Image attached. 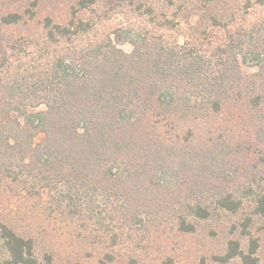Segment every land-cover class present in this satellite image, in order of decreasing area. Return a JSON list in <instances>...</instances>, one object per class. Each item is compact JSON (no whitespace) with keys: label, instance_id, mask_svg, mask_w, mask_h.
Returning a JSON list of instances; mask_svg holds the SVG:
<instances>
[{"label":"trees","instance_id":"1","mask_svg":"<svg viewBox=\"0 0 264 264\" xmlns=\"http://www.w3.org/2000/svg\"><path fill=\"white\" fill-rule=\"evenodd\" d=\"M77 15L66 24L46 20L48 43L67 45L46 72L0 88V163L12 169L13 182L29 184L30 193L82 226H104L111 247L135 248L137 231L168 206L166 191L181 190L189 178L193 187L176 202L179 230L193 231L188 218L207 220L215 208L237 212L242 198L211 181L223 177L226 154L236 147L195 136L200 124L211 132L210 118L228 107H247L257 115L255 139L264 143V17L235 30L212 17L210 26L223 25L227 34L209 50L192 26L191 37L181 34L184 43L120 30L115 36L132 45L128 53L111 34L99 37V23ZM21 19L9 14L3 22ZM161 27L173 31L177 24L166 20ZM243 65L258 70L245 74ZM255 182L257 190L245 186L242 193L264 218V180ZM0 239L8 253L0 264H40L32 238L0 222ZM255 253L231 241L223 259L256 264Z\"/></svg>","mask_w":264,"mask_h":264},{"label":"rangeland","instance_id":"2","mask_svg":"<svg viewBox=\"0 0 264 264\" xmlns=\"http://www.w3.org/2000/svg\"><path fill=\"white\" fill-rule=\"evenodd\" d=\"M73 11L80 19L99 23V37L111 34L118 47L128 53L133 47L115 36L120 30L164 35L168 40L175 37L184 43L181 34L186 32L191 37L192 26L202 39L200 45L209 50L211 45L226 42L224 24L235 30L264 17V5L256 4V0H0V88L15 79L29 80L31 75L46 72L67 45L48 43L45 22L50 19L54 24H66ZM9 14H20L22 19L6 24L3 17ZM212 17L223 25L210 26ZM166 20L175 22L176 29L161 27ZM242 69L245 74L258 70L247 65ZM0 90L4 91L0 93L3 96L5 89ZM242 109L231 106L214 115L208 121L211 132L207 133L206 125L200 124V135L195 136L196 141L203 140V135L205 139L227 141L236 147L226 154L223 177L211 179L234 193L235 198H242V206L235 213L215 208V201L209 199L207 204L215 208L213 216L207 220L189 217L194 230H179L176 202L185 199L193 187L195 177L189 178L182 183L181 190L166 191L168 206L148 217L147 228L135 235V248L128 244L111 247V231L91 222L82 226L79 219L61 214L47 204V198L30 193L33 189H29V184L13 182L8 175L12 169L7 171V166L0 163V222L35 241L40 264H132L130 260L137 264H244L239 257L223 259L231 241H237L246 253L256 248V264H264V218L254 212L253 201L242 193L245 186L257 190L255 181L264 180V143L255 139L257 115L247 107ZM42 138L40 135L36 140ZM205 176L210 178L209 173ZM107 254L114 259L109 260ZM7 258V249L0 239V263Z\"/></svg>","mask_w":264,"mask_h":264}]
</instances>
